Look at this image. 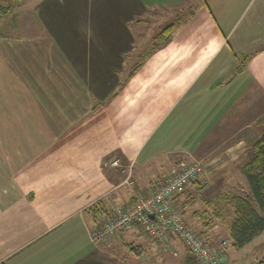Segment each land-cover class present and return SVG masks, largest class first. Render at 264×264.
<instances>
[{
	"label": "crops",
	"instance_id": "0c3cea01",
	"mask_svg": "<svg viewBox=\"0 0 264 264\" xmlns=\"http://www.w3.org/2000/svg\"><path fill=\"white\" fill-rule=\"evenodd\" d=\"M10 14L0 28L24 20L9 34L29 48L11 60L0 44V264L137 262L154 242L135 225L95 244L94 207L126 208L197 161L172 200L191 225L192 190L212 201L245 180L264 134V0H25Z\"/></svg>",
	"mask_w": 264,
	"mask_h": 264
},
{
	"label": "built area",
	"instance_id": "2783aa9c",
	"mask_svg": "<svg viewBox=\"0 0 264 264\" xmlns=\"http://www.w3.org/2000/svg\"><path fill=\"white\" fill-rule=\"evenodd\" d=\"M113 166H118V162ZM204 172L205 166L200 162L183 165L177 174L155 186L150 193L137 195L128 207L102 216V225L91 233L92 241L95 244L106 242L136 225L165 252L173 236L190 250L198 264H222L217 251L207 246L203 237L187 225L172 206V200L196 183Z\"/></svg>",
	"mask_w": 264,
	"mask_h": 264
},
{
	"label": "rangeland",
	"instance_id": "374dc122",
	"mask_svg": "<svg viewBox=\"0 0 264 264\" xmlns=\"http://www.w3.org/2000/svg\"><path fill=\"white\" fill-rule=\"evenodd\" d=\"M19 5L14 6L13 10L10 12L11 14H9L13 15L18 10ZM5 23V26L0 28V44L6 43L5 49L7 53L12 56L11 60H18L22 55L26 57V51L29 47L24 45V43L29 40L21 39V36L18 35L9 34V32H21V30H24L25 21L23 20V22H20V20L15 19V16L14 18L9 16L8 19L5 20ZM167 25L168 23L159 26L165 27ZM6 36H11L13 38L9 39V37ZM11 41L16 42L17 45H10ZM19 53L22 54L15 55ZM41 53L44 55L43 52ZM51 60L52 58H49L47 55V61L50 63ZM247 190L248 187L246 180L240 179L237 184L230 185V188L228 187L222 192V199H212V201H207L206 199H203L204 197L206 198L207 195L200 198V196L195 194L193 190L187 196L195 199V202L188 207V210L190 209L189 213L191 214L193 211H198V216L194 218L191 222L192 224L190 223L191 225L189 226L197 233H200L203 240H205L212 250L217 251L220 257L224 256L227 259V263L222 264H257L264 259V232L253 240L252 246L237 251L231 248L230 226L234 218L233 197L244 196ZM218 214H220L219 217L217 216ZM130 246L137 248L141 247L134 244H131ZM144 247L145 249L143 248L144 250L141 251L142 253L140 252L142 256L138 257L140 260L137 262L131 260V262H128L127 264H185L190 257L188 250L183 247L177 249L178 252L172 250V245H170L169 250L166 252L156 246L155 243H149V245ZM119 252L121 251L119 250ZM133 256H135V254ZM221 260L223 259L221 258Z\"/></svg>",
	"mask_w": 264,
	"mask_h": 264
},
{
	"label": "trees",
	"instance_id": "16d2710c",
	"mask_svg": "<svg viewBox=\"0 0 264 264\" xmlns=\"http://www.w3.org/2000/svg\"><path fill=\"white\" fill-rule=\"evenodd\" d=\"M23 1L25 0H0V17L8 15L13 10L14 6L19 5ZM176 26V23H171L160 29L154 40V45L152 47L153 51L158 50L170 42ZM256 53L244 56L243 64L251 60ZM148 55H146V58ZM135 71H133L130 76H132ZM119 90L121 89H114L111 96L116 95ZM70 121L67 122L69 123ZM50 122L56 129L63 128V126L59 124L60 121L57 118L53 117ZM241 173L247 182L248 190L244 196L233 197L232 201L234 218L230 226V240L232 249L236 251L241 250L248 244L252 243L256 237L264 232V134L252 144L248 159L245 165L241 168ZM99 203L102 204V201ZM98 205L90 211L96 221H100L101 217L104 214H107V210H100ZM196 214L198 215V213ZM219 215L220 214L217 216L219 217ZM171 238H173V236L170 237L169 242H171ZM205 244L209 246L206 242ZM170 245L171 243H168V247ZM130 249L136 256H140L139 251L141 248L130 246ZM186 250L188 249L186 248ZM188 252L190 257L185 264H198L197 258L190 252V250H188ZM257 264H264V259Z\"/></svg>",
	"mask_w": 264,
	"mask_h": 264
}]
</instances>
